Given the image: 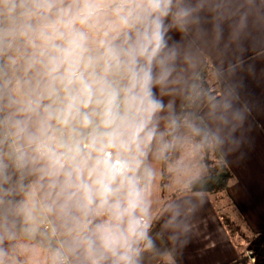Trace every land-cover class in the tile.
<instances>
[{"label": "clouds", "instance_id": "9594fccd", "mask_svg": "<svg viewBox=\"0 0 264 264\" xmlns=\"http://www.w3.org/2000/svg\"><path fill=\"white\" fill-rule=\"evenodd\" d=\"M250 20L264 0H0V264H145L238 116L205 53Z\"/></svg>", "mask_w": 264, "mask_h": 264}, {"label": "crops", "instance_id": "0c3cea01", "mask_svg": "<svg viewBox=\"0 0 264 264\" xmlns=\"http://www.w3.org/2000/svg\"><path fill=\"white\" fill-rule=\"evenodd\" d=\"M205 64L215 92H229L238 112L227 139L217 146L221 162L231 173L228 192L249 228L264 242V23L250 20L238 41L229 39L226 26L219 47L207 49ZM215 69L221 72L219 80L213 76ZM224 219L213 193L198 192L179 230L154 228L156 251L146 256L145 264H237L243 246L232 237Z\"/></svg>", "mask_w": 264, "mask_h": 264}, {"label": "rangeland", "instance_id": "374dc122", "mask_svg": "<svg viewBox=\"0 0 264 264\" xmlns=\"http://www.w3.org/2000/svg\"><path fill=\"white\" fill-rule=\"evenodd\" d=\"M211 157L215 162L218 161L213 154ZM205 173L206 167L204 166L202 175ZM164 196H167V193H164ZM213 198L218 212L227 218V227L232 237L243 246L240 257L243 260L237 264H259L261 251L264 250L263 237L249 228L243 215L235 207L228 191L214 192Z\"/></svg>", "mask_w": 264, "mask_h": 264}, {"label": "trees", "instance_id": "16d2710c", "mask_svg": "<svg viewBox=\"0 0 264 264\" xmlns=\"http://www.w3.org/2000/svg\"><path fill=\"white\" fill-rule=\"evenodd\" d=\"M205 76L207 79V86L212 89L214 92L216 91L213 84L209 81L210 79V70L208 66L205 68ZM214 155L218 161L215 162V160L211 157V155ZM204 166L206 167V173L202 175V181L199 185L198 192H208V193H214L217 191H228V183L231 178V173L229 170L225 167V165L220 160V155L217 149V146L209 148L204 157ZM224 222L226 226L228 225L227 218L224 219ZM243 260V258H239L236 263H240ZM264 263V250L261 251L260 261L259 264ZM157 264H164V262H158Z\"/></svg>", "mask_w": 264, "mask_h": 264}]
</instances>
